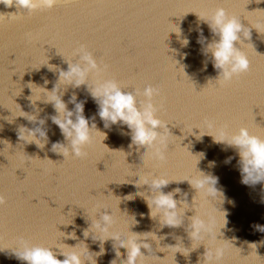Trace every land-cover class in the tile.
Wrapping results in <instances>:
<instances>
[{
    "label": "water",
    "instance_id": "95a60500",
    "mask_svg": "<svg viewBox=\"0 0 264 264\" xmlns=\"http://www.w3.org/2000/svg\"><path fill=\"white\" fill-rule=\"evenodd\" d=\"M217 7L224 8L245 26H264V10H261L264 0L260 3L256 0H60L51 10L33 13L0 5V140L11 145L0 142V196L4 197V203L0 204V249H4L0 251V264H26L12 254V249L20 247L21 240L30 245L51 247L61 260L63 256L57 245L74 246L84 241L89 251H99L98 242L93 243L91 238L85 240L82 235L90 223L87 216L97 218L98 208L114 212L111 231L121 237L129 234L132 220L128 216H134L138 223L131 231H153L157 236L163 235L165 239L161 246L175 244V237H179L183 243L181 249L190 247L184 225L158 230L157 222L149 219L146 203L134 195L137 191H145L147 186L133 188L123 182L135 177L141 179L149 173L182 180L194 173L200 153L204 155L198 162V169L218 178L216 187L225 197L220 206L227 213L228 222L222 230L223 238L239 247L241 255L251 251L248 243H257L258 256L253 251L244 258L237 249L229 248L220 264H264V233L253 227L256 224L264 226L261 184L243 185L235 149L214 143L208 135L200 140L188 135L181 141V147L187 145L197 157L186 147H180V129L188 132L193 127L229 133L246 127L250 133L264 138V35L252 29L251 40L243 41L242 50L250 61L247 73L222 88L207 85L210 79H215L217 72L210 59L206 61V70H202L205 57L196 42L198 28L206 43L216 37L204 22H198L194 13L188 12L208 14ZM177 25L181 30L180 39L186 37L189 40L187 47H181L174 33H168L166 39V33L176 30ZM164 44L178 50L173 58L185 66L189 79L175 67L171 57L164 55ZM80 46L92 53L101 67L107 66L100 77L117 81L124 91H142L146 84L159 89L152 98L157 107L156 115L170 123L168 127L174 135L168 136L165 161L148 156L139 161L143 148L130 147V131L126 126L117 124L104 128L96 115L97 105L83 85L79 88L59 87L63 89L62 99L67 108L74 107L67 102L75 93L77 101L85 102V117H94L90 124L94 122L97 129L106 134L102 141L103 135L94 131L92 143L84 149L85 157L64 159L62 154L51 151L53 143L66 144L67 141L50 119L55 115L52 105L42 101L36 102V108L40 110L37 120H45L43 127L48 143L41 149L34 143L18 139L20 127L36 126L24 117H14L19 113L16 104L23 111L33 113L28 84L51 90L58 72L49 71L44 64L48 60L49 64L66 70V61L77 59L74 52ZM183 53L187 55L181 59ZM167 54L172 55L171 52ZM45 80L48 81L46 85ZM32 87L34 95L39 94V90ZM228 157L232 159L226 163ZM177 187L188 193L187 199L191 202L194 190L186 181L172 182L162 190L168 192ZM127 194H133V200H123ZM119 198L120 211L116 209ZM196 205L198 214L211 224L221 222L222 216L213 202L197 196ZM192 214L188 211L185 216ZM187 223L185 219L184 224ZM73 231L75 240L63 237L61 233ZM149 243L153 247L151 252L141 249L146 254L144 264H197L204 252L201 245L188 256L179 252L174 256L171 251L155 252V243ZM80 245L83 247V242ZM104 248L105 254L96 258L97 264H109L113 258L110 240L104 243ZM67 250L61 248V251ZM117 251L123 259L125 250L117 248ZM156 256L165 258L160 260Z\"/></svg>",
    "mask_w": 264,
    "mask_h": 264
},
{
    "label": "clouds",
    "instance_id": "9594fccd",
    "mask_svg": "<svg viewBox=\"0 0 264 264\" xmlns=\"http://www.w3.org/2000/svg\"><path fill=\"white\" fill-rule=\"evenodd\" d=\"M59 2L60 0H0V5H4L5 7L14 6L18 10H26L29 13H33L38 10H51ZM256 2L260 3L261 0H256ZM188 13H194L198 22H204L208 26L210 33L216 37L206 43L202 30L198 28L196 42L201 46L200 52L205 57V61L202 62V70H206V61L210 59L213 68L217 72L215 79H210L207 85L210 84L212 87L222 88L234 78L249 71L250 61L246 52L242 50L245 46L243 41L251 40L252 29H255L258 34L264 35V31H261L264 26L259 24H254L251 27L245 26L240 22V19L230 16L222 7H217L208 14ZM168 33L176 34L182 48L188 46L189 40L186 37L180 39L181 30L178 25L176 30L166 33V39ZM236 44H240V47H236ZM177 51L176 49L167 48L164 44V55L171 57L175 62V67L188 78L185 66L179 65V61L173 58ZM169 52L172 55H168L167 53ZM186 55V53L181 54V59L186 58ZM74 56L77 59L72 61L65 60L68 65L66 70L49 64L48 60L44 64L47 65L49 71L58 72V79L51 90L37 86L34 83L28 84L29 86L27 87L31 90V95L28 99L33 107L32 114L23 111L20 105L15 103L19 108V113L14 117H24L29 122L36 124L33 128L20 127L18 139L24 141V143H34L41 149L48 143L47 131L43 127L45 120H37L40 110L36 108V102L42 101L43 103L52 105L55 115H51L50 119L59 128L65 141H67L66 144L60 142L53 143L51 151L62 154L64 159L70 156L76 158L85 157L87 153L84 149L92 143L94 131L103 135L102 141L106 138V134L99 131L94 122L90 124V119L94 121V117H85V102L77 101L75 93L70 96L67 102L74 105L71 110L67 108L66 103L62 99L64 94L63 89L66 86L71 85L73 88H79L83 85L86 86L87 92L97 105L96 115L103 122L104 128L107 129L111 125L117 124L126 126L130 131V147L135 145L143 148L142 154L138 156L139 161L140 158L145 156L160 162L165 161L168 136L172 134L168 127L170 123L161 120L156 115L157 107L154 106L152 98L158 93L159 89L146 84L142 91L138 89L134 92L124 91L117 81L100 77L101 71L107 66L101 67L92 53L87 51L84 46L76 49ZM44 83L46 85L48 81L45 80ZM60 85H64L63 89L59 87ZM32 86L39 90V94L34 95V88ZM138 96L143 97V99L138 101ZM193 129H197L198 131L194 132ZM180 131L182 133L179 137L180 147L181 141L188 135L194 136L197 140H200L204 135H208L214 143L224 144L235 149L238 156L237 163L241 177L240 182L246 186L259 183L262 186V191H264V138L250 133L246 127H240L231 133L226 131L215 132L211 128L201 130L199 127H193L188 132H184L181 129ZM0 142H6L11 147L8 141L0 140ZM105 147L107 148V146ZM185 147L192 156L197 157V154L194 155L189 151L187 145L181 148ZM149 149L152 151L149 152ZM123 153L126 156V153ZM203 155V153L198 154V158L194 164V173L182 180L176 181L163 175L149 173L141 179H137L134 176V180L123 182L131 184L133 188L147 186L145 191H137L134 195L141 197L146 203L149 219L157 222L158 230L164 227L176 228L184 225L187 237L191 242L190 247H183L181 249L180 244L182 242L179 237H175V244L161 246V241L165 239V236H157L156 232L153 231L142 233L131 231V227L138 223L134 216H128L132 220L128 230L129 234L121 237L120 234L111 231L114 224V212L111 209L98 208L96 210L97 218L90 219L87 216L90 223L87 228L83 229L82 235L85 240L91 238L93 243L98 242L99 251H89L84 241H80L83 242V247H81L80 242L74 246L57 245L56 247L60 249V255L63 256L61 260L57 259L51 247L30 245L26 241L21 240L20 247L12 249L13 256L17 260L26 262V264H97L96 258L105 254L104 243L109 240L112 242L113 252V258L109 260V264H144L146 254L141 252V249H144L147 253L151 252L153 247L149 241L155 243V252L166 253L167 251H171L174 256L178 252L184 256H188L191 251L203 245L204 252L202 258L198 259L197 264H220L229 248L237 249L241 255L239 247H235L232 241L223 238L222 230L226 228L228 222L226 218L227 213L221 210L220 206L223 204L225 197L222 190L216 187L218 178L198 169V162L203 158ZM231 159L232 157H228L226 163L230 162ZM209 164L213 165L214 162H209ZM185 181L194 190L191 202L187 199L188 193L183 192L178 187L168 192L162 190L172 182L179 183ZM197 196L214 203L217 211L222 216L220 223L213 225L205 217L198 214L196 205ZM122 199L131 201L133 200V194H127ZM3 203L4 197L0 196V204ZM119 203L120 198L116 205L118 211H120L118 208ZM188 211H191L193 214L186 217L185 213ZM141 215L143 216V214ZM185 219L188 221L186 225L184 224ZM253 227L257 231L264 233V226L256 224ZM61 233L63 237L68 239H77L74 231L67 234ZM62 247L68 250L61 251ZM117 248L125 250L123 259H121V253L117 251ZM248 248L251 251L248 255H241L242 257L247 258L253 251L257 255V243H248ZM3 250L0 249V251ZM156 258L163 260L165 256L163 258L156 256Z\"/></svg>",
    "mask_w": 264,
    "mask_h": 264
}]
</instances>
